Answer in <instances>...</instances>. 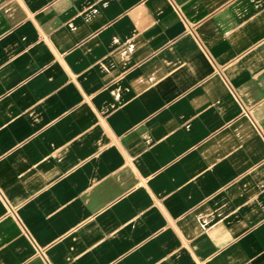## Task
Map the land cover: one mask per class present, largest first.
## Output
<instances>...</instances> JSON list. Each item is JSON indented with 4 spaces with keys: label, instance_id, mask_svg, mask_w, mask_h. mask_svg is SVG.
Returning a JSON list of instances; mask_svg holds the SVG:
<instances>
[{
    "label": "crops",
    "instance_id": "0c3cea01",
    "mask_svg": "<svg viewBox=\"0 0 264 264\" xmlns=\"http://www.w3.org/2000/svg\"><path fill=\"white\" fill-rule=\"evenodd\" d=\"M0 264H264V0H0Z\"/></svg>",
    "mask_w": 264,
    "mask_h": 264
}]
</instances>
